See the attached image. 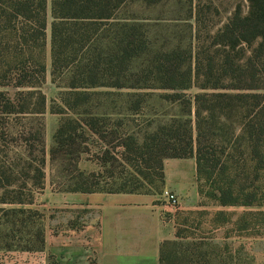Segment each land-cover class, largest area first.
I'll use <instances>...</instances> for the list:
<instances>
[{
    "label": "trees",
    "instance_id": "1",
    "mask_svg": "<svg viewBox=\"0 0 264 264\" xmlns=\"http://www.w3.org/2000/svg\"><path fill=\"white\" fill-rule=\"evenodd\" d=\"M130 1L154 5L163 0H0V117L7 121L0 127L9 129L12 118L45 112L42 86L50 30L51 76L54 82L69 76L75 99L74 104L66 103L68 110L88 103L87 91L98 87L125 89L133 95L159 90L160 98L172 107L184 105L179 114H166L167 120L155 130L125 131L118 146L107 142L104 128L128 115L76 113L79 117L65 120L53 136L52 154L81 130L100 138L106 157L123 148L139 179H147L137 170L139 162L146 169L154 162L164 186L166 160L195 158L202 197L223 207L264 206V0H249L246 15L236 11L212 37L216 50L200 47L194 67L181 50L154 51L142 25L117 18ZM191 89L196 90L193 99L185 94ZM135 110L128 109L131 115H137ZM117 124L123 126L124 120ZM5 135L0 136L2 143ZM28 156L26 148L19 151V159L28 162ZM8 171L13 173L4 166L0 170V179L7 181L3 187L12 184ZM92 177L70 192L143 193L97 189L90 186ZM216 246L220 244L205 238L190 240L179 229L175 240L162 243L160 264H217ZM223 247V252H230L226 244ZM230 258L233 264L234 256Z\"/></svg>",
    "mask_w": 264,
    "mask_h": 264
},
{
    "label": "rangeland",
    "instance_id": "2",
    "mask_svg": "<svg viewBox=\"0 0 264 264\" xmlns=\"http://www.w3.org/2000/svg\"><path fill=\"white\" fill-rule=\"evenodd\" d=\"M248 10L249 0H163L154 5L143 1H130L118 13L117 18L142 25V31L154 51L181 50L194 67L200 47L201 51H215L212 37L228 23L236 11L246 15ZM46 57L47 76L42 86L47 99L45 112L12 118L8 120L9 129L7 125L5 129L0 127V136L6 134L4 145L0 138V170L4 166L5 170L13 171H8L11 185L3 187L7 184L6 178L0 179V251L6 256L18 254L20 262L26 260L21 259L23 253L38 252L44 245L46 231L43 205L52 193L70 192L78 185L86 186L84 181L89 175H95L90 178V186L105 191L136 189L143 193L159 194L164 189L156 177L158 170L154 162L149 169L139 162L137 170L147 174V179H139L129 168L123 148L118 147L115 154L111 153L106 157L101 152L104 143L89 132L79 130L74 135L75 140L68 141L63 150L52 154L53 136L65 120L76 119V116L79 117L76 113L85 114L84 116L124 113L128 115L127 118L116 117L115 121L104 128L108 134L107 142L118 146L123 142L121 135L125 131L155 130L167 120L166 114H179L184 108L180 103L172 107L163 101L160 98L163 92L159 90L139 91L133 95L134 93L125 89L98 87L87 91L90 98L88 103L78 107L77 111L68 110L66 103L70 101L74 104L75 99L69 88V76L56 82L51 76L50 30ZM195 91L191 89L185 94L193 99ZM130 107L136 109L134 112L137 115H131L132 112L128 111ZM192 108L194 118L193 105ZM120 120H124L123 126L117 124ZM0 121V126L2 122H7L1 117ZM26 129L27 133L23 135ZM10 130L22 134L13 136V133L8 132ZM113 130L117 131L116 136L112 134ZM25 148L29 152L28 162L18 157L19 151ZM15 200H22L23 204L14 203ZM201 219L204 220L205 217ZM198 222L196 217L193 228L197 227ZM259 238L264 240V230ZM225 244L230 249L228 253L223 252ZM225 244L216 246L220 256H217L215 263L232 264V254L233 264H264V242L258 241L252 245L247 238ZM256 254L259 258H256Z\"/></svg>",
    "mask_w": 264,
    "mask_h": 264
},
{
    "label": "crops",
    "instance_id": "3",
    "mask_svg": "<svg viewBox=\"0 0 264 264\" xmlns=\"http://www.w3.org/2000/svg\"><path fill=\"white\" fill-rule=\"evenodd\" d=\"M164 188L177 196L178 210L161 193H52L43 205L42 250L23 253L24 262L0 251V264H160L162 243L179 229L219 244L264 242V206L223 207L202 197L195 158L166 160Z\"/></svg>",
    "mask_w": 264,
    "mask_h": 264
},
{
    "label": "built area",
    "instance_id": "4",
    "mask_svg": "<svg viewBox=\"0 0 264 264\" xmlns=\"http://www.w3.org/2000/svg\"><path fill=\"white\" fill-rule=\"evenodd\" d=\"M161 196L167 200V203L169 207L173 210L176 211L180 207V202L177 198V196L173 193H171L168 189H163L161 191Z\"/></svg>",
    "mask_w": 264,
    "mask_h": 264
}]
</instances>
